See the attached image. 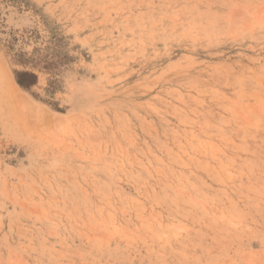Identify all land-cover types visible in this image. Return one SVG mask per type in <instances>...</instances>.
Segmentation results:
<instances>
[{"label": "rangeland", "instance_id": "374dc122", "mask_svg": "<svg viewBox=\"0 0 264 264\" xmlns=\"http://www.w3.org/2000/svg\"><path fill=\"white\" fill-rule=\"evenodd\" d=\"M263 161L264 0H0V264H264Z\"/></svg>", "mask_w": 264, "mask_h": 264}, {"label": "bare ground", "instance_id": "6f19581e", "mask_svg": "<svg viewBox=\"0 0 264 264\" xmlns=\"http://www.w3.org/2000/svg\"><path fill=\"white\" fill-rule=\"evenodd\" d=\"M256 154V153H255ZM264 162V161H263ZM99 226V225H98ZM217 229V228H216ZM202 248V247H201ZM198 260V259H197Z\"/></svg>", "mask_w": 264, "mask_h": 264}]
</instances>
